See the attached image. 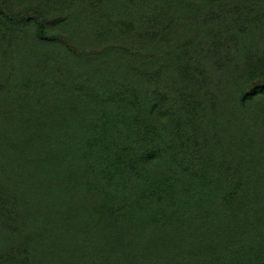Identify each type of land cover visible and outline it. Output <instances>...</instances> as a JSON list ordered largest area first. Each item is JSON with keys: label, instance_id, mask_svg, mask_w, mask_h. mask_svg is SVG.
<instances>
[{"label": "rangeland", "instance_id": "obj_1", "mask_svg": "<svg viewBox=\"0 0 264 264\" xmlns=\"http://www.w3.org/2000/svg\"><path fill=\"white\" fill-rule=\"evenodd\" d=\"M0 264H264V0H0Z\"/></svg>", "mask_w": 264, "mask_h": 264}]
</instances>
